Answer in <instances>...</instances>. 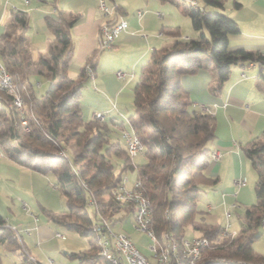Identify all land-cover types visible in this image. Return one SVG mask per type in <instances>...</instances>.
<instances>
[{
	"label": "trees",
	"instance_id": "16d2710c",
	"mask_svg": "<svg viewBox=\"0 0 264 264\" xmlns=\"http://www.w3.org/2000/svg\"><path fill=\"white\" fill-rule=\"evenodd\" d=\"M201 1L205 6L223 8L224 0ZM182 6L200 36L189 39L182 36L179 27L165 29L172 41L155 48L142 67L129 123L143 143L140 153L146 161L133 166L134 181H141V189L151 201L153 227L159 236L169 230L183 238L187 227H192L208 238L197 264H264V253L257 254L253 247L264 227V142L255 137L243 145L257 173L256 200L239 213L238 232L223 233L222 225L198 222L197 199L217 182L205 172L216 137L215 118L211 112L192 108L188 92L181 85L183 75L214 65L218 77L215 89L220 90L232 65L264 63V55L242 47L231 49L230 35L239 27L224 12H209L201 5ZM116 7L120 12L119 5ZM78 19V15L48 17L47 26L53 34L50 48L34 58L26 39L29 14L24 10L11 12L0 36V59L13 75L25 111L22 114L12 104L13 96L0 91L1 100L9 105L0 112V148L20 165L53 173L55 187L66 197L67 207L60 213L45 208L48 217L81 236H89L97 218L95 209L88 205L91 197L96 198L103 214L113 218L114 226L133 216L132 203L117 201L109 193L125 178L129 180L127 185L133 184L126 172L136 156L129 154L121 134L116 140L112 138L113 132L126 128L124 122L86 118L83 113V80L89 75L86 67L78 79L69 74L74 53L71 28ZM39 77L49 81L40 94L35 84ZM23 117L27 125L22 124ZM71 145L76 151L69 156L67 147ZM0 242L11 251L21 248L1 214ZM72 256L80 260L102 258L94 238L88 249Z\"/></svg>",
	"mask_w": 264,
	"mask_h": 264
},
{
	"label": "crops",
	"instance_id": "0c3cea01",
	"mask_svg": "<svg viewBox=\"0 0 264 264\" xmlns=\"http://www.w3.org/2000/svg\"><path fill=\"white\" fill-rule=\"evenodd\" d=\"M107 1L119 5L121 11L114 7L111 13L105 14L99 0H0V36L12 11H27L29 25L26 39L33 57L38 58L48 52L53 39L47 18L78 15L79 19L71 28L74 53L69 74L78 79L89 63L94 69L93 76L83 80V113L86 118L102 114L109 122L112 119L122 121L131 130L128 124L134 111V87L142 67L150 60L155 48L172 41V36L165 29H173V24L168 23V17L162 12L172 11V7L167 5L172 4L178 8L179 14L190 17L183 9L184 0ZM198 2L209 12L222 11L236 20L239 31L230 35L231 49L242 47L264 55V0H224L222 9L205 6L201 0ZM122 17L128 21V27L111 48L98 51L101 25ZM185 33L187 35L183 37L189 39L200 36L196 29H185ZM203 57L207 58V55ZM114 69H123L127 73L117 77L111 73ZM37 84L40 86L41 83ZM181 85L188 92L192 108L213 114L216 137L211 148L220 151L219 156L211 157L205 170L217 182L208 186L197 199L198 222L224 227L229 224L228 231L236 233L240 228L236 216L256 200L254 186L257 173L243 145L255 137L264 142V63L250 61L232 65L229 77L220 90L215 89L218 77L214 65L183 75ZM8 107L0 99V112ZM43 174L14 162L0 148V214L5 217L6 225L20 231L26 251L37 264H108L103 258L80 260L72 256V253L81 251L79 246L76 241L68 240L61 229L64 226L53 222L45 208L58 211L48 205V198L41 202L28 187L24 188L28 182L35 181L37 184L41 179L44 181ZM239 179H245V183H237ZM47 190L51 199L56 196ZM22 201L27 203V209L22 206ZM189 228L192 232L186 233L187 237L200 236L199 230ZM58 232L65 238L58 236ZM75 233L79 235L77 241L82 240L81 235ZM0 264L32 263L21 248L11 251L0 242Z\"/></svg>",
	"mask_w": 264,
	"mask_h": 264
},
{
	"label": "built area",
	"instance_id": "2783aa9c",
	"mask_svg": "<svg viewBox=\"0 0 264 264\" xmlns=\"http://www.w3.org/2000/svg\"><path fill=\"white\" fill-rule=\"evenodd\" d=\"M188 5L199 8L198 0H184ZM100 7L105 14L112 12L116 5L109 4L107 0H99ZM117 9V7H116ZM140 14V12H139ZM128 27L125 18H119L105 22L99 31L98 51L111 48L120 33ZM86 72L93 76L94 69L91 64L86 65ZM124 70H115L113 74L117 77L126 75ZM0 91H5L13 96L12 104L23 114L25 103L21 92L15 84L13 75L7 70L0 59ZM1 99V96H0ZM95 116L104 117L102 114ZM26 118H22V124L27 125ZM123 139L129 154L137 156L143 149L140 137L133 129L123 128L121 130ZM220 155L218 148H214L211 157L216 158ZM127 178L110 190V195L117 201L132 203L134 205L133 226L140 231L146 232L150 237L149 245L151 255L143 254L127 233L117 230L114 226L113 218L103 214L95 197H91L88 205L95 209L97 218L91 225V233L94 238L98 254L110 264H197L202 250L208 245L209 240L204 236H193L179 238L172 231L166 230L159 236L153 227V208L150 199L141 189V181L135 180L131 186L127 185ZM237 183H245V179L237 180ZM22 206L27 209V203L22 201ZM167 212V211H166ZM229 224L223 230L227 232ZM14 236L19 240L21 251L27 255L32 264H37L34 258L28 254L22 240L20 231L12 227ZM58 236L65 238V235L57 233Z\"/></svg>",
	"mask_w": 264,
	"mask_h": 264
},
{
	"label": "rangeland",
	"instance_id": "374dc122",
	"mask_svg": "<svg viewBox=\"0 0 264 264\" xmlns=\"http://www.w3.org/2000/svg\"><path fill=\"white\" fill-rule=\"evenodd\" d=\"M183 3H185L183 1ZM187 4V3H185ZM168 6L172 7L171 9H173L172 11H165L162 12L165 16L168 17V23L173 24V28L175 27H179L178 25H180L181 29L180 32L182 34V36H186L187 33H185V29H194L190 19L185 16V15H181L179 14L178 8L172 4H167ZM179 27V28H180ZM86 67V66H85ZM115 70H119V69H114ZM123 70V69H122ZM113 71H111V73H113ZM37 82H40V86H38ZM35 84H36V89H37V93H43L49 86V81L45 78L39 77V78H35ZM20 91V90H19ZM134 105V104H133ZM83 110V108H82ZM93 118H96L97 120H105V117H98V116H94ZM128 126H130V124H128ZM123 128L120 129V134H121V130ZM120 134L118 135V131L117 132H113L112 134V138L113 140H116L117 138H120L122 136H120ZM120 136V137H119ZM126 144V143H125ZM74 145H71L69 147H67V154L69 156H72L73 152L76 151V147H73ZM38 161H41V159H38ZM146 161V157L143 153H139L135 158L134 161L132 163V165H130L127 169L126 172V176L129 177L130 181L132 182L135 179V172L133 170V166L137 163H143ZM44 177V181L41 179L39 183L36 184L35 181L33 182H28V185L25 186L24 188L28 187L30 189V193H32L34 196L39 197L41 202L44 201V198H48L47 202L48 205L51 207H54L55 210H57L58 212H61L63 210L66 209V197L64 196V194L60 191V189H55L57 180L56 177L53 173H49L47 175L43 174ZM18 185V182H16ZM46 188V189H45ZM51 193H54L56 196H54V198L51 199V197L48 194V190ZM27 197V196H26ZM28 198V197H27ZM51 199V200H50ZM30 202H33V200L30 199ZM28 202V201H27ZM202 202V201H201ZM200 202V205L202 204ZM6 212V211H3ZM243 210L240 211V213H242ZM6 217H8L7 215H5ZM234 217V216H233ZM239 216H236L237 221H239ZM232 221H235V217L232 218ZM117 230H121L125 233H127L128 235H130L133 239V241L135 242V244L138 246V248L140 249V251L145 254L146 256H150L152 253L150 251V243L152 242L150 237L146 234V232L137 230L134 226H133V217L129 216L127 219H125L122 223V225H116L115 227ZM63 231H65V233L67 234L68 240H73L76 241L75 243H77L76 245L79 246L78 250H86L89 245L91 240L93 239L92 235L89 236H80L82 240L77 241V237L75 231L70 230L66 227H62L61 228ZM192 232V229H190L189 227H187V232L188 234H190ZM264 233V232H263ZM254 250L257 254H263L264 253V235H262L260 237L259 240H257L255 242L254 245Z\"/></svg>",
	"mask_w": 264,
	"mask_h": 264
}]
</instances>
